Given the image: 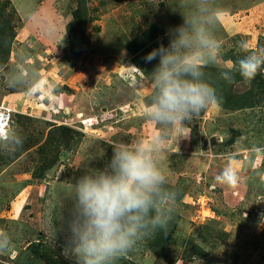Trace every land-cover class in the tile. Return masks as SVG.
Listing matches in <instances>:
<instances>
[{
    "label": "rangeland",
    "instance_id": "374dc122",
    "mask_svg": "<svg viewBox=\"0 0 264 264\" xmlns=\"http://www.w3.org/2000/svg\"><path fill=\"white\" fill-rule=\"evenodd\" d=\"M186 3L0 0V107L13 110L10 124L24 138L19 150H0V231L11 241L0 264H75L61 253L71 188L104 167L112 151L105 140L158 131L144 109L159 57H146L168 45ZM213 5L224 13L215 35L225 61L240 58L241 41L264 47V0ZM21 60L54 91L8 88L6 74ZM213 86L220 104L187 122L188 137L173 131L167 139L163 166L168 185L179 187L167 229L115 264H264V71L250 84L236 74L222 91ZM230 162L241 176L236 187L217 180Z\"/></svg>",
    "mask_w": 264,
    "mask_h": 264
},
{
    "label": "clouds",
    "instance_id": "9594fccd",
    "mask_svg": "<svg viewBox=\"0 0 264 264\" xmlns=\"http://www.w3.org/2000/svg\"><path fill=\"white\" fill-rule=\"evenodd\" d=\"M184 6L189 10L180 12L183 23L170 29L168 45L161 44L146 57L149 62L159 57L150 73L152 92L144 109L145 119L158 131L128 143L105 140L112 151L104 167L80 176L71 188V206L60 229L61 253L75 264H115L144 237L167 229L176 200L163 166L168 136L177 131L188 137L187 122L221 101L206 69L216 67L219 78L230 84L236 74L250 84L264 71V47L251 49L245 41L238 45L242 55L235 64L224 60L215 35L224 13L213 0H187ZM5 83L27 94L54 91V85L45 83L39 70L25 60L6 74ZM23 144L14 127H0V150L15 152ZM260 176L264 180V173ZM217 180L236 187L239 169L230 162ZM10 243L8 234L0 231V252H6Z\"/></svg>",
    "mask_w": 264,
    "mask_h": 264
},
{
    "label": "trees",
    "instance_id": "16d2710c",
    "mask_svg": "<svg viewBox=\"0 0 264 264\" xmlns=\"http://www.w3.org/2000/svg\"><path fill=\"white\" fill-rule=\"evenodd\" d=\"M2 33H4V31ZM7 37H8L7 43H8V45H10L12 40L15 37V33L12 32L10 34V36H7ZM206 72H207L208 82L211 83L212 85L218 83L219 86L221 87V91H222L223 90V83H226V82L219 78L218 69H215V68L214 69H206ZM249 105H251V104H243V105L239 106L238 108H241V109L246 108V107H249ZM64 130H66V129H64ZM167 187L171 188L172 190H174L176 192V198H177L178 197L177 194H179V187L171 186V185H167Z\"/></svg>",
    "mask_w": 264,
    "mask_h": 264
},
{
    "label": "built area",
    "instance_id": "2783aa9c",
    "mask_svg": "<svg viewBox=\"0 0 264 264\" xmlns=\"http://www.w3.org/2000/svg\"><path fill=\"white\" fill-rule=\"evenodd\" d=\"M12 112L13 110L10 108L0 107V126L7 127L13 123V120H11Z\"/></svg>",
    "mask_w": 264,
    "mask_h": 264
},
{
    "label": "snow or ice",
    "instance_id": "6c2138e0",
    "mask_svg": "<svg viewBox=\"0 0 264 264\" xmlns=\"http://www.w3.org/2000/svg\"><path fill=\"white\" fill-rule=\"evenodd\" d=\"M0 127H2V126H0Z\"/></svg>",
    "mask_w": 264,
    "mask_h": 264
}]
</instances>
